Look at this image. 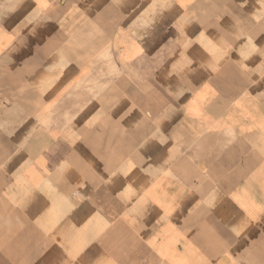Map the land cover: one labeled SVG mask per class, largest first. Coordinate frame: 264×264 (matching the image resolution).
Returning <instances> with one entry per match:
<instances>
[{
  "label": "crops",
  "instance_id": "obj_1",
  "mask_svg": "<svg viewBox=\"0 0 264 264\" xmlns=\"http://www.w3.org/2000/svg\"><path fill=\"white\" fill-rule=\"evenodd\" d=\"M0 264H264V0H0Z\"/></svg>",
  "mask_w": 264,
  "mask_h": 264
}]
</instances>
